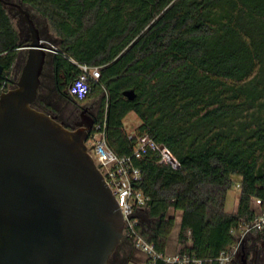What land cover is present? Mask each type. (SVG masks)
<instances>
[{
	"label": "trees",
	"instance_id": "trees-1",
	"mask_svg": "<svg viewBox=\"0 0 264 264\" xmlns=\"http://www.w3.org/2000/svg\"><path fill=\"white\" fill-rule=\"evenodd\" d=\"M20 3L57 31L59 45H49L58 51L51 63L61 95L69 96L81 72L77 63L101 68L89 94L105 92L96 120L106 118L114 151L133 153L136 138L124 118L135 111L142 119L136 135H149L179 160L174 168L156 150L135 159L142 172L137 185L149 196L138 230L165 252L176 223L168 213L181 211V251L219 264L211 259L232 250L235 231L264 211V0ZM10 7L0 0L1 92L11 88L20 49L29 45ZM130 89L133 99L124 94ZM234 185L240 193L230 212ZM130 258L123 253V263Z\"/></svg>",
	"mask_w": 264,
	"mask_h": 264
},
{
	"label": "water",
	"instance_id": "water-1",
	"mask_svg": "<svg viewBox=\"0 0 264 264\" xmlns=\"http://www.w3.org/2000/svg\"><path fill=\"white\" fill-rule=\"evenodd\" d=\"M1 1L29 45L21 47L15 86L0 90V264H110L125 217L86 143L95 121L69 128L57 119L71 123L67 115L75 109L55 87L50 48H56L43 38L57 42L39 12ZM124 94L135 97L133 89ZM102 97L84 104L97 111Z\"/></svg>",
	"mask_w": 264,
	"mask_h": 264
},
{
	"label": "built area",
	"instance_id": "built-area-1",
	"mask_svg": "<svg viewBox=\"0 0 264 264\" xmlns=\"http://www.w3.org/2000/svg\"><path fill=\"white\" fill-rule=\"evenodd\" d=\"M50 49L53 52H58L57 49ZM77 64L81 68V72L69 86L68 93L81 101L91 93V82L100 78L101 68L86 63ZM4 87L5 84L0 90H3ZM129 137L136 138L133 153L119 155L108 144L105 118L95 121L86 140L89 151L112 188L125 217L124 238L131 241L134 248L143 256L141 258L131 257L125 264H158L161 260L167 264H206L207 260L203 258L188 252L183 253L182 247L175 252L159 251L156 244L146 239L138 230L140 215L147 207L149 196L137 185L142 178V172L135 164V159L142 157L148 150H156L161 154V162L171 164L174 168H178L180 162L166 145L155 141L147 134L136 135L135 133L134 135L129 134ZM261 202L260 198L257 199V203ZM260 230H264V211H258L253 219L242 223L240 230L235 231L237 242L232 250L222 253L211 261L229 264L237 257L246 236L253 231Z\"/></svg>",
	"mask_w": 264,
	"mask_h": 264
},
{
	"label": "rangeland",
	"instance_id": "rangeland-1",
	"mask_svg": "<svg viewBox=\"0 0 264 264\" xmlns=\"http://www.w3.org/2000/svg\"><path fill=\"white\" fill-rule=\"evenodd\" d=\"M20 2V0H15ZM27 5V4H26ZM10 14L13 18V22L15 24V26L18 28L12 8H9ZM43 16V15H42ZM43 18L45 19L50 31L52 32L55 40L57 43L48 40L46 38H43L45 40V42L51 43V44H56L59 45V36L57 34V31L54 27V25L51 23V21L46 18L45 16H43ZM19 29V28H18ZM22 50L20 49V52L18 54V57L16 59V62L14 64L13 70H12V78H13V83L11 82V88L15 86L16 81L19 78V71H20V64H21V57H22ZM103 96L105 95V92H100V93H92L89 94L85 99L81 100V102L86 103L88 101H90L91 99L97 97L98 95L102 94ZM69 95V94H68ZM69 98L71 97L70 95L68 96ZM103 98V97H102ZM39 103L43 106H45L46 108L50 109L53 112H57L56 108L54 107V105L52 104V102L49 101H45V100H41L39 99ZM102 104V100L100 103L99 108L101 107ZM99 111V109H98ZM142 123V119L138 116V114L135 111H131L129 112L126 117L124 118V125H125V129L129 134H135L137 131V128L139 127V125H141ZM240 193V189L234 185L228 192L227 195V203H226V207L227 210L230 212H235L238 206V195ZM169 215H173L176 218V223L175 226L173 228V231L170 235L169 238V245H168V251L169 252H175L178 249H180L183 245L180 244L179 242V231H180V221H181V211H176L174 209H170ZM263 233V234H261ZM247 246V247H253L256 246L261 253L264 252V231L260 230V231H253L251 233H249L246 238L245 241L242 243L241 246ZM121 248H119L120 250H122V255L124 253V255H131V257L134 258H141L143 256H141L142 253H140L138 250H136L134 248V245L131 241H129L128 239H123L122 243L119 245ZM118 246V247H119ZM253 257V251L250 252V260H252ZM126 262V261H125ZM125 262L123 264H125Z\"/></svg>",
	"mask_w": 264,
	"mask_h": 264
},
{
	"label": "flooded vegetation",
	"instance_id": "flooded-vegetation-1",
	"mask_svg": "<svg viewBox=\"0 0 264 264\" xmlns=\"http://www.w3.org/2000/svg\"><path fill=\"white\" fill-rule=\"evenodd\" d=\"M71 102L74 104V108L69 115H67L68 119L71 120L70 122H67V120L64 118L61 119V122H63L67 127L69 128H76L78 126V123L83 120H88L89 118L94 119L96 121L97 119V111L94 110L93 105H85L80 100H77L74 97H70ZM263 234V233H261ZM120 246L116 249L114 254L111 257L110 264H123L122 259V250H120ZM253 251V257L252 260H250V252ZM246 258L245 264H264V252L261 253L260 250L256 247H247V246H241L240 251L236 258H234L229 264H240L243 263V259Z\"/></svg>",
	"mask_w": 264,
	"mask_h": 264
}]
</instances>
